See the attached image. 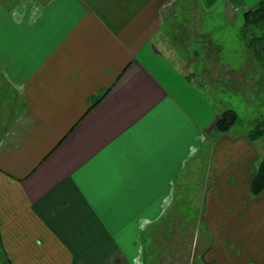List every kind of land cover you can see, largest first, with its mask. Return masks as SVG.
Listing matches in <instances>:
<instances>
[{"label":"crops","instance_id":"0c3cea01","mask_svg":"<svg viewBox=\"0 0 264 264\" xmlns=\"http://www.w3.org/2000/svg\"><path fill=\"white\" fill-rule=\"evenodd\" d=\"M176 1L0 0V264L163 262L155 226L206 159L198 264H264L260 142L211 138L218 112L164 50Z\"/></svg>","mask_w":264,"mask_h":264},{"label":"rangeland","instance_id":"374dc122","mask_svg":"<svg viewBox=\"0 0 264 264\" xmlns=\"http://www.w3.org/2000/svg\"><path fill=\"white\" fill-rule=\"evenodd\" d=\"M165 12L168 14L167 22L160 31L167 48L164 50L186 73L194 72L193 80L202 84L201 94L212 109L218 113L225 108L237 112L238 121L231 131H235L234 134H243L256 119L264 116V73L252 58L251 52L243 46L240 34L243 10L237 6L235 0H217L211 9L204 6V0H177L171 3ZM195 13L202 17L196 19ZM199 18H202L204 31L201 35L197 32L201 25L193 24L192 27H187L190 22H197ZM173 28H177L179 34L172 31ZM189 38H197L198 44L187 40ZM214 62L220 65L215 66ZM226 62L231 63L229 70L225 69ZM222 63L225 65H221ZM204 81L208 82L209 87H206ZM210 85L216 88L215 92L212 91L214 100L203 92L210 91ZM259 142L260 148H264V137ZM206 163L207 159L197 166L195 176L186 178L187 190L174 194L169 208L163 212L165 220L162 218L163 220L155 226L154 246L157 247L153 249L152 257L163 254L169 256L165 257L163 262L157 257L155 264H198L196 254L208 243V234L200 221V199L206 180ZM175 218L179 220L180 225L177 221L174 222ZM171 222L175 224L172 225ZM194 230L199 233L198 240L196 244H191V237H195ZM162 234L163 238L167 235L172 238L170 242H163H169L170 249L167 253L164 252L166 247L157 242V238H161ZM192 252L194 256H191Z\"/></svg>","mask_w":264,"mask_h":264},{"label":"trees","instance_id":"16d2710c","mask_svg":"<svg viewBox=\"0 0 264 264\" xmlns=\"http://www.w3.org/2000/svg\"><path fill=\"white\" fill-rule=\"evenodd\" d=\"M216 1L217 0H204V6L208 9H211ZM199 16L201 15L196 16L197 19ZM201 21H202V18H201ZM197 22L198 24L201 25L200 29H198L197 31L199 35H201L204 32L202 29V22H199V20ZM240 34L242 37V43H243L244 48L251 52L252 58L260 66V69L264 73V2H259L257 5H255L252 8L243 9V25L241 27ZM199 35L197 34V38H199ZM197 38L195 39L189 38L187 40L196 42L194 44H198ZM214 63H215L214 64L215 66L220 65L218 62H214ZM223 64L224 63H222L221 65ZM226 65L227 66H225V69L229 70V68L231 67V63L229 64L227 63ZM186 76L188 80L195 83V80H193L194 72L187 73ZM204 83L206 84V87H209L207 86L208 84L207 81H204ZM195 85L199 90H201V86H202L201 83H195ZM215 89L216 88L211 86V89H210L211 92L210 91H203V92L204 94L208 95L210 99L214 100L215 97L212 95V91L214 90L215 92ZM105 91L102 92L100 96L96 97L93 100L91 106H93L94 104L98 102V100L105 93ZM237 121H238V114L235 110L231 108L223 109L220 113H218V119L211 131V138H214L217 135H221L225 133L234 134L235 131L233 130L231 131V129L237 123ZM243 134L251 142L253 143L259 142L260 139L264 137V116H262L260 119H256L253 125L250 126L248 129H246L243 132ZM261 151H262V155L257 161L256 173L250 185L251 196L257 195L259 192H261L264 189V148L263 147L261 148Z\"/></svg>","mask_w":264,"mask_h":264}]
</instances>
